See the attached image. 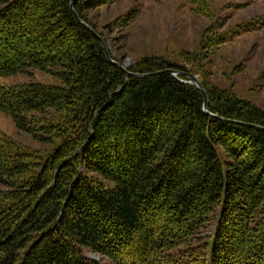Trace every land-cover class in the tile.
<instances>
[{"label": "trees", "instance_id": "trees-1", "mask_svg": "<svg viewBox=\"0 0 264 264\" xmlns=\"http://www.w3.org/2000/svg\"><path fill=\"white\" fill-rule=\"evenodd\" d=\"M116 1L74 10L105 40L85 12ZM3 5L0 80L54 82L0 81V112L40 144L0 132V264H264V131L226 121L264 127L262 109L201 80L219 120L180 75L129 77L71 0ZM196 60L127 70L199 74Z\"/></svg>", "mask_w": 264, "mask_h": 264}, {"label": "rangeland", "instance_id": "rangeland-1", "mask_svg": "<svg viewBox=\"0 0 264 264\" xmlns=\"http://www.w3.org/2000/svg\"><path fill=\"white\" fill-rule=\"evenodd\" d=\"M6 1L11 0H0V8ZM128 14L132 21L121 26L120 20ZM85 15L104 35L109 53L124 68L147 56L174 64H184V58H198L186 66L198 69L199 74H192L200 82L204 80L209 88L226 90L264 111V0H118ZM232 33L237 36L230 42L214 44L217 37ZM0 81L48 83L54 79L36 71L32 76L16 74ZM0 132L33 148L40 147L1 112ZM87 255L104 262L100 256Z\"/></svg>", "mask_w": 264, "mask_h": 264}, {"label": "water", "instance_id": "water-1", "mask_svg": "<svg viewBox=\"0 0 264 264\" xmlns=\"http://www.w3.org/2000/svg\"><path fill=\"white\" fill-rule=\"evenodd\" d=\"M71 8L72 10L74 11V14L77 18V20L84 26L86 27L89 31H91L93 33V35L100 41V43L102 44L103 46V49L105 51V55L107 57V59L115 64L116 66H118L124 73H126L129 77H133V78H142V77H148V76H155V75H159V74H171L173 76H182L184 78L181 79L182 82L186 83V84H190V85H195L203 94V97H204V111L208 114L209 111H208V98H207V94L205 92V89L202 85V83L200 82V80L198 79V77L192 73H182V72H179V71H176L174 69H165L163 71H159V72H155V73H148V74H138V73H132L130 71H128L126 68H124L120 63L114 61L111 56H110V53H109V50L107 48V45L104 41V39L89 25L87 24L85 21H83L79 15L75 12L74 10V0H71ZM211 116H213L214 118L216 119H219V120H224V118L220 117V116H217V115H213V114H210ZM228 122H231V123H235V124H240V125H244V126H247L249 128H253V129H257V130H262L264 131V127L263 126H259V125H256V124H249V123H242V122H238V121H234V120H226Z\"/></svg>", "mask_w": 264, "mask_h": 264}]
</instances>
